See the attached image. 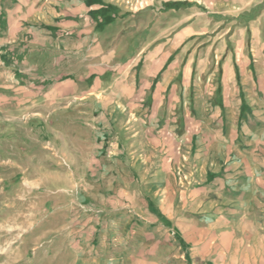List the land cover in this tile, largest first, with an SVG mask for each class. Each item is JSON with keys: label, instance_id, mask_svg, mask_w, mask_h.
I'll list each match as a JSON object with an SVG mask.
<instances>
[{"label": "crops", "instance_id": "1", "mask_svg": "<svg viewBox=\"0 0 264 264\" xmlns=\"http://www.w3.org/2000/svg\"><path fill=\"white\" fill-rule=\"evenodd\" d=\"M259 1L147 0L131 9L123 0H0V106L91 104L95 157L103 172L120 167L111 166L114 189L99 192L103 217L84 264H264V116L255 114L264 75L237 52L213 68L222 74L205 109L216 127L185 96L199 63L186 50L194 15L236 12L261 23ZM242 72L257 77L244 82ZM177 88L169 129L159 109ZM131 117L141 132L118 125ZM153 117L157 130L148 128Z\"/></svg>", "mask_w": 264, "mask_h": 264}, {"label": "rangeland", "instance_id": "2", "mask_svg": "<svg viewBox=\"0 0 264 264\" xmlns=\"http://www.w3.org/2000/svg\"><path fill=\"white\" fill-rule=\"evenodd\" d=\"M260 1L263 9L264 0ZM252 9L243 13L249 14ZM223 14L196 13L192 25L198 33L186 41L187 59L199 63L192 77L194 85L185 90V96L192 93L199 117L203 114V120L213 127L216 119L207 116L209 109L205 107L214 88L211 80L222 74L213 68L231 63L236 57L231 54L237 52L241 54L239 62L253 59L257 75H264V21L249 24L242 14ZM249 26L259 32L251 36ZM261 76L260 81L264 79ZM241 77L245 82L257 76L242 72ZM230 78L234 79L233 74ZM247 88L249 96L261 99L260 92L251 93L256 88ZM178 91L171 92L159 109L161 116L168 114L165 127L169 129L177 128L173 108ZM260 109L263 113L256 109V116H264V107ZM92 110L91 104L79 103L54 110L42 105L27 104L20 110L15 103L0 106V264H84L82 261L88 258L93 228L103 217L98 208L105 206L99 192L105 183L112 189L115 186L110 173L114 166L103 172L107 168L94 154L101 143L91 119ZM140 122L132 117L117 120L120 127L127 125L131 131L141 132L144 126ZM156 123L153 117L148 128L159 129ZM249 124L250 128L259 127L253 118ZM137 139L136 145L141 144L143 136ZM125 171L128 175L130 168ZM94 248L98 252L99 248Z\"/></svg>", "mask_w": 264, "mask_h": 264}, {"label": "built area", "instance_id": "3", "mask_svg": "<svg viewBox=\"0 0 264 264\" xmlns=\"http://www.w3.org/2000/svg\"><path fill=\"white\" fill-rule=\"evenodd\" d=\"M123 2L129 5L131 9H138L141 6L145 5L147 0H123Z\"/></svg>", "mask_w": 264, "mask_h": 264}]
</instances>
